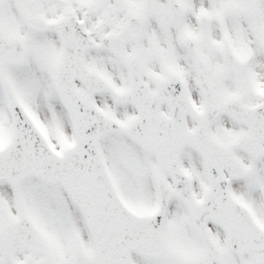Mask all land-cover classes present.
<instances>
[{"label": "snow or ice", "instance_id": "snow-or-ice-1", "mask_svg": "<svg viewBox=\"0 0 264 264\" xmlns=\"http://www.w3.org/2000/svg\"><path fill=\"white\" fill-rule=\"evenodd\" d=\"M0 264H264V0H0Z\"/></svg>", "mask_w": 264, "mask_h": 264}]
</instances>
